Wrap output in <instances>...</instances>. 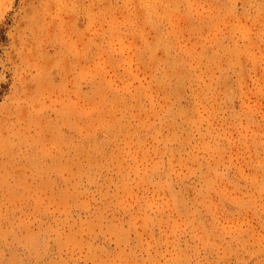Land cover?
<instances>
[{
    "label": "rangeland",
    "instance_id": "obj_1",
    "mask_svg": "<svg viewBox=\"0 0 264 264\" xmlns=\"http://www.w3.org/2000/svg\"><path fill=\"white\" fill-rule=\"evenodd\" d=\"M0 264H264V0H0Z\"/></svg>",
    "mask_w": 264,
    "mask_h": 264
},
{
    "label": "bare ground",
    "instance_id": "obj_2",
    "mask_svg": "<svg viewBox=\"0 0 264 264\" xmlns=\"http://www.w3.org/2000/svg\"><path fill=\"white\" fill-rule=\"evenodd\" d=\"M167 95V94H166Z\"/></svg>",
    "mask_w": 264,
    "mask_h": 264
}]
</instances>
